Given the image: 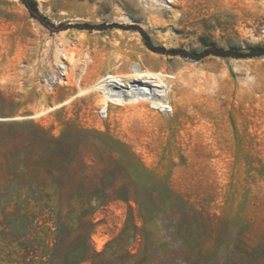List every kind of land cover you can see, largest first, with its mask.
<instances>
[{"label":"rangeland","instance_id":"1","mask_svg":"<svg viewBox=\"0 0 264 264\" xmlns=\"http://www.w3.org/2000/svg\"><path fill=\"white\" fill-rule=\"evenodd\" d=\"M33 1L66 29L0 0V264H264V0H175L158 22L125 0ZM58 47L95 58L93 79L107 60L202 76L174 115L100 119L80 95L33 117L89 83L74 62L46 86Z\"/></svg>","mask_w":264,"mask_h":264},{"label":"bare ground","instance_id":"2","mask_svg":"<svg viewBox=\"0 0 264 264\" xmlns=\"http://www.w3.org/2000/svg\"><path fill=\"white\" fill-rule=\"evenodd\" d=\"M174 1L125 0L127 4L140 8L154 19L157 18V22L159 21L158 17L163 13L170 12ZM119 20L128 21L124 17ZM69 35L70 33L67 32L59 34L60 38H67ZM74 39L79 42L89 40L83 34H74ZM79 44L82 45V42ZM74 62L83 65L80 68V73L90 79L89 83L83 88L79 87L78 92L64 102L40 110L33 117H40L80 95L93 96L99 107L98 110L106 112V118L112 113L111 107H115L116 112L127 108H150L162 115H166L165 111L168 109L169 114L174 115L180 107L185 88L191 85L190 78L195 76L201 79L202 76V68L195 62L176 61L174 71H166L163 69L164 62L158 61L160 69L152 70L145 68L138 61H132L129 63L128 71L116 73L113 70L115 63L112 60H107L101 65L104 74L93 79L95 69L99 66L95 58L79 59L71 50L58 47L55 51V63L58 67L63 68V80L54 71L47 73V79L51 82L60 80L62 83H71L74 77V66L72 65Z\"/></svg>","mask_w":264,"mask_h":264},{"label":"trees","instance_id":"3","mask_svg":"<svg viewBox=\"0 0 264 264\" xmlns=\"http://www.w3.org/2000/svg\"><path fill=\"white\" fill-rule=\"evenodd\" d=\"M26 9L28 10L31 17L36 19L40 24L49 29L51 32H59L65 30L66 27L63 25L55 26L50 23L39 11L37 4L33 0H20ZM252 55H264V51L254 52Z\"/></svg>","mask_w":264,"mask_h":264},{"label":"built area","instance_id":"4","mask_svg":"<svg viewBox=\"0 0 264 264\" xmlns=\"http://www.w3.org/2000/svg\"><path fill=\"white\" fill-rule=\"evenodd\" d=\"M61 79L64 77V72H63V68L62 67H58V73H56ZM59 78V79H60ZM63 80V79H62ZM45 83H46V85L49 87V88H54V87H57V85L58 84H61L62 83V81H60V80H56V81H53V82H51L49 79H47V77H46V79H45ZM170 113V111L168 110V109H166V111H165V114L166 115H168ZM97 114H98V117L100 118V119H106V112L105 111H103V110H98V112H97Z\"/></svg>","mask_w":264,"mask_h":264}]
</instances>
